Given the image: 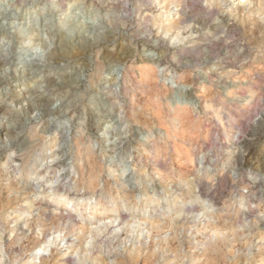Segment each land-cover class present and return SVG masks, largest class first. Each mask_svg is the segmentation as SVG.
Wrapping results in <instances>:
<instances>
[{"label": "rangeland", "instance_id": "rangeland-1", "mask_svg": "<svg viewBox=\"0 0 264 264\" xmlns=\"http://www.w3.org/2000/svg\"><path fill=\"white\" fill-rule=\"evenodd\" d=\"M51 1L26 0L17 2L9 10L11 12L9 20H18L27 13H32L31 9L33 8L37 10V14L41 15L43 13L42 11H44L43 9L50 8L52 5ZM197 1L198 6L189 10L190 14L194 16L193 20H188L181 27L188 25L189 27H198L201 32V37L198 38L197 42L192 43L193 45L188 44L184 46L186 40H181L182 42H180L179 40H175L174 37L167 36L163 42L157 44L155 50L156 55L164 57L162 62H148L142 58L140 47L137 44L138 37L131 33L128 34L126 31L128 26L138 24L141 10L146 9V7L144 8L139 5L137 0H115L118 6V14H120L117 15L116 20H113L116 24V27H114V35L118 41L120 40V45H123L125 49H128L132 53L129 59L120 63L114 62L113 64H108L104 57V52L99 49H91L89 44L85 45L86 49H81L77 44L72 47L73 49L69 52L68 59L71 61V64L78 67L79 72L85 79H83L85 90L95 89L106 93L108 105L112 110L117 111L114 120L115 126L113 125L110 129L109 137L103 140L94 138L86 133L84 124H80L76 136L71 135L68 142L64 139L63 131H45L48 121L39 125L28 126L24 131L21 145L13 148L12 151L6 150L5 152L6 158L4 162L7 160L10 166L13 165L12 160L15 159L16 154L19 156L20 161L14 162L16 166L13 168L10 166L3 168L1 165L0 175L3 174V177L9 179H14L16 174L20 176L19 181L21 184L19 187L21 188V192L25 191L31 197L25 205L32 207V209L30 211L29 208L26 211L7 210L8 206L6 204L8 198L5 192H2L0 189V228L3 227L9 217L11 221L16 216L21 218L19 222L26 228L28 223L26 221H31L33 217L38 215V211L33 207V203H41V201L45 203L49 201V205L51 206L49 210L51 212L53 210L62 211L66 214H72L73 219L85 220L86 216L77 210L79 209L77 200L80 197H85L87 199L89 198L88 202L92 206H95L98 201H106L108 206L106 205V208L102 212L106 209L107 211L114 210L116 214L123 211L129 216L135 215L134 220L137 219L136 221L132 220L131 224L125 222L123 228L126 231L121 227H118L116 232L112 230L113 237L109 236V239L106 240L110 244L107 243V246L104 248L105 250L109 248L108 251L112 253L116 254L117 252V254H121L124 252L126 242L130 246L146 237L143 235H146L145 226L140 224L143 223V220L140 218L144 216L147 219L151 217L160 218L166 213L170 218L178 217L180 224H178L175 230L174 228L170 229V233L169 229H167L168 232L163 231L164 234L166 232L167 236L166 234L163 236V233H161L159 240H156L157 259L162 254L158 259V261L160 260L159 262L173 260L175 255H179V260L183 259L181 261H184V263L187 264L190 262L189 264H192L188 248L192 240L191 238L196 234V228L194 229V226L200 223L210 222V224L216 223L221 226L225 225V227L230 226V231L227 232V238L228 241L230 240L228 244H232V247L229 248L234 252H232V255L234 254L232 257L233 260L245 257V259L247 258L245 260L246 264H257L258 260L256 261V259L262 256L264 257V245L261 247L254 243L255 238L264 236V185L261 190L260 188L256 189V194L251 195L246 188L247 182L239 178L240 175H244L246 178L248 176L249 184L256 182L258 185L264 184V146L257 142V135L263 128L262 122L264 121V66L261 65L264 61L259 60V62L252 64L251 62H253L254 56H250L246 59L242 58L243 60L231 59V61L236 63L237 68H231L227 64H221L225 54L229 53L234 57L233 55L236 54L237 50V48H234L233 50L235 52L233 50L231 52L230 49H225L224 44L234 40L241 41L247 38V36L241 33L242 30H236L229 35L230 37L225 36L222 33L225 26L220 23V20H214L215 13L207 15V20H196L203 16V8H215L218 5V0ZM242 1L244 0H239L234 3L231 0L230 5H227L230 8L224 14H229L232 18L236 16L237 19L242 17L238 13L240 12V8L235 5L240 2L242 3ZM253 2L254 0H250L247 3H242V5L256 9V4ZM221 8L222 10L226 8L224 3H222ZM155 10L156 8L153 10V13L158 14ZM236 21L238 24L241 23H239L241 20ZM149 25L151 26L152 22ZM246 29L248 30V28ZM208 31L209 33L213 31V33L209 34ZM248 45L250 49L256 51L257 46L254 45L253 40ZM189 46H191L190 49H188ZM96 59L98 60L96 61ZM208 59H212L217 65L215 68H207V71V69H203L202 65ZM98 62L101 63L98 64ZM241 63L244 65L241 66ZM240 66L241 68H239ZM100 67L101 69L97 72V68ZM219 67L220 70L218 69ZM234 72H238L239 74ZM200 75H204L205 77L200 78ZM240 79L243 81L241 82ZM108 80H116L119 84L118 87L110 91L103 90L108 85ZM251 82L252 84H250ZM245 91L246 93H244ZM190 93L200 97L198 105H194L191 102ZM245 94L252 96L253 100L250 99L252 102L250 107H253L252 109L250 107L249 109L242 108L243 104L241 103L246 97ZM115 100L118 101L115 102ZM237 102H241V107ZM13 108L18 109L15 104H13ZM29 114L32 116L31 113ZM23 115L25 116L26 113H22ZM136 129H139L138 137H134V130ZM75 139L80 145L75 143ZM123 139H127L123 148L124 150L114 153L107 147L108 142L119 143ZM251 139L254 140V145L251 149L258 156H261V161L256 164L258 170L252 172L249 169L251 163H248L239 171L236 163L237 157L245 150L242 148L243 142ZM0 141V159H2L1 155L4 151L5 142L3 140ZM64 148L74 157L75 163L73 165H83L86 158V150L91 151L93 160L96 162L97 170L95 172L97 175H101V186L96 194L91 195L93 193L86 190L77 191L81 188L79 181L77 183L69 182L65 187L60 185V182L57 180L60 168L53 167V158L51 156L54 151ZM80 151L84 153L81 156ZM133 163L134 165H132ZM155 167L160 168L159 171ZM178 167L182 169L177 170ZM100 171L101 173L99 174ZM67 172L76 180L80 178L78 170L73 166ZM144 173L145 175H143ZM103 181H106L104 182L105 185ZM86 184L88 185V182ZM87 185L84 189H86ZM137 186L141 188L139 189L141 192L137 194L138 196H135L136 199L134 197L129 202H126L121 194L122 190L127 188L129 190L131 187L137 188ZM202 187H205L209 191L208 196L203 195L199 191ZM63 195H67V197L60 199ZM68 198H74V200L71 202L68 212H65L61 205L68 203V201L70 202ZM114 198L117 199V203L114 202ZM59 199L61 200V205L56 207L55 203ZM260 201H263L262 206H258ZM122 203L124 204L122 205ZM239 209L243 211L237 214ZM14 215L15 217H13ZM94 216L96 215H93V218L89 219L87 223L91 228H97V230L101 231L100 227H104V224L99 223ZM118 223L115 225L117 226ZM183 224L185 227H183ZM186 224H188L187 227ZM15 225L16 223H12L10 227L14 228ZM188 226H190V229ZM127 229L131 237H129V234H126ZM232 230L234 231L233 237H231L233 234ZM35 233H39L40 235V228H37ZM30 234L31 232L27 233V235ZM64 235L65 233L58 234L54 233V231L51 232L45 239L47 241L43 249L33 253L30 259L36 257V261L38 262V258L49 256L51 249L58 246V244H60L59 248L63 249V251L67 249L71 244L67 240H64ZM9 236L12 239L14 234H10ZM138 236L139 240H137ZM175 236H177V239ZM161 237L164 243L161 242ZM168 237L170 238L167 239ZM89 238L87 239V243L90 247L93 244V236ZM75 240V237L70 239L71 242ZM244 241H249L246 242V246L243 243ZM172 245L173 248L171 247L170 249L169 246ZM168 248L169 250H167ZM171 251L172 253L174 251L175 255L172 254V256ZM9 256L4 255V264H13V259L16 262L15 264L18 263V259L15 258L16 255ZM233 260L231 257H228L229 262Z\"/></svg>", "mask_w": 264, "mask_h": 264}, {"label": "bare ground", "instance_id": "bare-ground-1", "mask_svg": "<svg viewBox=\"0 0 264 264\" xmlns=\"http://www.w3.org/2000/svg\"><path fill=\"white\" fill-rule=\"evenodd\" d=\"M23 1L26 0H0V140H3L5 142V146L3 149L4 151L1 155L2 159H0V166L2 165L3 168H7V166H10L7 160L4 162L6 158V150L12 151L13 148L20 146L25 129L28 126L30 127L31 125H39L45 121H48V125L45 127V131H63L64 139L67 142L71 135H74V137L76 136L80 128V124H84V130L86 131V133L90 134L94 138L105 140L107 137H109L110 129L115 124L114 120L117 115V111L112 110L111 107L108 105L106 93L95 89L85 90V79L79 72L78 67H76V65L71 64V61L68 59V55L75 44H77L81 49H86L85 45L89 44L91 49H99L100 51H103L104 57L107 60L108 64H113L114 62L120 63L122 61H125L129 59L132 54L129 52L128 49H125L123 45H120V40L118 41L117 37L114 35V27H116V24L113 20H116V18L118 17L117 15L120 14H118V6L115 3V0H52V5L50 4V8L43 9L44 11H42L43 13L41 15L37 14V10H34L33 8L31 9L32 13L29 12L18 20H9L11 13L9 11L10 8L17 2ZM237 1L239 0H233L234 3H236ZM249 1L250 0H244L242 1V3H247ZM230 2L231 0H218V5L215 8H203V16L196 19L207 20V15L215 13L214 20H220V23L224 24L225 26V29L222 32L225 36H229L236 30H242L241 33L244 36H247V38L241 41L234 40L226 42L224 44L226 47L225 49H230L231 52L234 51V48H237V50L236 54L233 55L234 57H232L229 53L225 54L224 59L222 58L223 60L221 61V64H227L231 68H237L236 63L231 61V59L234 58L235 60H240L242 58L246 59L250 56H254L253 62H251L252 64L259 62V60L264 61V0H254L253 3L256 4V9L242 5L241 2L235 4L237 5L236 7L240 8V12L238 13H240L242 17H239V19H237L236 16L232 18V16H229V14H224V12L228 11V9L230 8V6H227L230 5ZM137 3H139V5L144 8L146 7V9L141 10V13L138 18V24L134 26H128L126 31L128 32V34L131 33L138 37L137 44L140 47L142 58H144L146 61L158 63L163 61L164 57L156 55L155 50L157 44L159 42H163V40H165L167 36L174 37L175 40H179L180 42H182L181 40H186L184 46L188 44L191 45L192 43L194 44L198 41V38L201 37V32L198 27H189V25L186 27H181V25H183L184 23L186 24L188 20H193L194 16L190 14L189 10L193 7L195 8L198 6L197 0H137ZM222 3H224V5L226 6L224 10H222L221 8ZM155 8L156 13L158 14L153 13V10ZM103 12L105 13L103 14ZM251 16L257 17L252 18ZM236 20H241L239 21V23H241L238 24ZM150 22H152L151 26L149 25ZM246 28H248V30ZM252 40L254 41V45L257 46L256 51L250 49L248 45L249 42ZM190 48L191 46L188 47V49ZM97 60L98 59H96V61ZM99 63L101 62H98V64ZM263 64L264 62L261 65L264 66ZM216 65L217 64H215L212 59H208L204 61L202 66L203 69H207L211 67L215 68ZM243 65L244 64L241 63V66ZM241 66L239 68H241ZM99 69H101V67L97 68L96 71L98 72ZM218 69L220 70V67ZM199 77L203 78L205 76L200 75ZM242 81L243 80H241V82ZM107 83L108 85L103 89L105 91L116 89L119 85L116 80H108ZM250 84H252V82ZM244 93H246V91ZM190 95L191 102L194 105H198L200 102V97L194 95L193 93H190ZM237 96L239 97V95ZM250 99H252V96L246 95L242 103L240 102L241 104H243L242 108L249 109L252 103ZM116 101L118 100H115V102ZM13 104H15L18 109L13 108ZM24 112L26 113V115L22 116V113ZM29 113H31L32 116H30ZM83 120L84 122H82ZM262 125L263 128L261 129V131L259 129L260 132L257 135V142L264 146V121L262 122ZM134 131V137H138L137 135L139 133V129H136ZM126 142L127 139H123V141L119 143L108 142L107 147L115 153L116 151L124 150L123 148ZM75 143L77 145H80L78 141H76ZM253 145L254 140L252 139L245 140L243 142L242 148H244L245 150L237 157L236 160L239 171L248 163H251L249 169L252 172L258 170V166H256V164L261 161V156H258L251 149ZM81 154L83 155L84 153L80 151V156ZM85 155L86 158L85 162H83V165H73L75 163V159L68 151H66L65 148L54 151L51 157L53 158V167L58 169L60 168L58 173L59 177L57 179L58 182H60V185H63L65 187L67 186V183L69 184V182L77 183L79 181V185L81 186V188L78 187L79 190L77 191L86 190L93 193L91 195H94L99 191V188L101 186V175H97L95 172L97 170L96 162L93 160V154L91 153V151L86 150ZM17 161H20V159L19 156H17L16 154L15 159L12 160L13 165H11L10 167L13 168L14 166H16L14 165V162ZM132 165H134V163ZM72 166L75 167L79 172L80 178L78 180L74 179L73 176L71 177V174L67 172V170L71 169ZM135 166L137 167V165ZM159 169L157 171H159ZM181 169V167L177 168V170ZM100 173L101 171L99 172V174ZM143 175H145V173ZM152 176L154 177V175ZM19 178L20 176L18 174L15 175L14 179L3 177V174L0 175V189L2 190V192H5V195L8 198L6 204L8 206L7 210L26 211V209L29 208L30 211L32 207H28L25 204L27 203V201L30 200L31 197L27 194V192H21V188L19 187L21 182L19 181ZM239 178L247 182L246 188L249 190V193L251 195L256 194V189L260 188L261 190L264 185H258L257 182L254 184H249L248 176L246 178L244 175H240ZM87 182L88 185L86 184ZM104 182L106 181H103V184ZM86 185L87 187L86 189H84ZM139 189L141 188H138V186L137 188L131 187L129 190L127 188L122 190L121 194L125 201L129 202L130 199H133L138 193L141 192ZM199 191L202 192L203 195H209V191H207L205 187H202ZM65 197H67V195H63L60 199H65ZM60 199L55 203L56 207L61 205ZM88 199L85 197H80L77 200V205L79 207V209L77 210L80 211L82 215L86 216L85 220L81 221L78 218L73 219V215L69 213L66 214L62 211L60 212L54 210V212H51L49 210L51 208V206L49 205V201H47L46 203L42 201L41 203L34 201L35 203H33V207H35V210L38 211V215L36 217H33L31 221H26L28 222L26 228H24L19 222V220L21 219L20 217L16 216V218L14 215L13 217H15V219L11 221L9 220V217L5 223L3 222V227L0 228V264H4V255H16L15 258L18 259L17 264H186L184 263V261H181L183 259L179 260V255H175L174 251L173 253L171 251V255H175L173 260H163V262H159L160 260L158 261V259L162 254L157 259L158 252L156 240H159V236L161 233H163V231H167V229H169L170 233V229L174 228L175 230L178 224H180L178 217L170 218L168 214L165 213V215L160 218H155L151 216V218L148 219L145 218L146 216L140 218L143 220V223H140L141 221L139 223L145 226L146 235H143L146 237L143 238V240L141 241H137L139 240L138 236V239L136 240L137 243L132 244L130 246H128L126 242L124 252L121 254H117L116 252L115 254L111 251H108L109 248L108 250L104 249L107 246V243H109L106 240L109 239V236H112V230L116 232L118 230V227L123 228L125 222L127 224H131L132 220L135 219V215L133 214L134 216H129L123 211H120L118 214H116L114 210L107 211V209L102 212V210L106 208V201H98L95 206H92L91 203L88 202ZM68 200H70V202L68 201V203L61 205L62 208H64L63 210L65 212H68L69 207L71 206L70 204L71 202H73L74 198H68ZM114 202H118L116 198H114ZM123 204L124 203H122V205ZM262 205L263 201H260L258 206ZM242 211L243 210L239 209L237 214H240ZM69 212L71 213V211ZM93 212H95V214H93ZM93 215H96L94 216V218L97 219L99 223L104 224V227H100L101 231L97 230V228H91L87 223L89 219L93 218ZM117 222L119 223L116 226L115 224ZM12 223H16L14 228L10 227V224ZM210 223H200L199 225L197 224L196 226H194V229L196 228V234H194L195 236L191 238L192 240L189 244V248L187 247L189 250L188 252L191 256V263L246 264L245 260L247 258L245 259V257L234 260L232 258L234 255H232L233 250L229 248L232 247V244H228L230 240L228 241L227 238V232L230 231V226L225 227V225H223V227L221 225H217L216 223H213L214 225ZM187 225L188 224H186V227ZM183 227H185V225ZM191 227L193 228V226ZM37 228H40L41 230L40 235L39 233H35V230ZM188 228L190 229V226H188ZM53 231L54 233L58 234L65 233L64 240H67L68 243H70L71 245L69 244L70 246L63 251V249L59 248L60 244H58V246L51 249L49 256H42L38 258V262L36 261L37 258L34 256V258L30 259L33 253L43 249V246L46 244L47 241H45L46 237L49 236L50 233ZM142 231L144 230L142 229ZM29 232H31V234L27 235V233ZM128 232L129 231L127 229V235L129 234ZM229 233L231 234V232ZM10 234H14L12 239L11 236H9ZM165 234L163 233V236ZM233 235L234 231L231 237H233ZM90 236H93V244L89 247L87 239ZM73 237H75L76 240L71 242L72 240L70 241V239ZM129 237H131V235ZM175 237L177 239V236ZM169 238L170 237H168L167 239ZM162 240L163 238L161 239V242H163ZM171 240H173V238H171ZM246 242L249 241L243 242L245 243V246ZM74 243L75 245H73ZM254 243L262 247V245H264V236L255 238ZM171 247L173 248V245L169 246L170 249ZM169 248L167 250H169ZM160 249L158 250L160 251ZM228 257H231L233 261L229 262ZM248 259L250 258L248 257ZM12 261L13 264L16 263L14 262V259ZM256 261L259 264H264V257H259L258 259H256Z\"/></svg>", "mask_w": 264, "mask_h": 264}]
</instances>
